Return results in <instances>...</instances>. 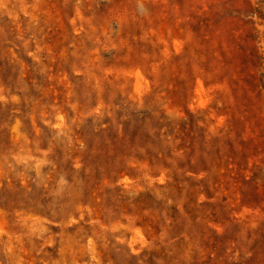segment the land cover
I'll return each mask as SVG.
<instances>
[{
  "label": "rangeland",
  "instance_id": "1",
  "mask_svg": "<svg viewBox=\"0 0 264 264\" xmlns=\"http://www.w3.org/2000/svg\"><path fill=\"white\" fill-rule=\"evenodd\" d=\"M0 264H264V0H0Z\"/></svg>",
  "mask_w": 264,
  "mask_h": 264
}]
</instances>
